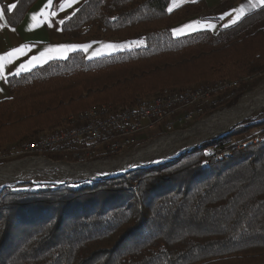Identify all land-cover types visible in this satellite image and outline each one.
Instances as JSON below:
<instances>
[{
    "label": "trees",
    "instance_id": "16d2710c",
    "mask_svg": "<svg viewBox=\"0 0 264 264\" xmlns=\"http://www.w3.org/2000/svg\"><path fill=\"white\" fill-rule=\"evenodd\" d=\"M170 1L86 0L62 25L65 39L143 46L90 60L77 52L8 78L0 148L68 129L70 114L93 105H132L165 88L264 72V8L216 35L175 38L176 24L212 11L198 0L168 12ZM263 126L243 124L170 163L115 179L3 189L0 264H264V138L228 159L204 162L208 147L225 148Z\"/></svg>",
    "mask_w": 264,
    "mask_h": 264
},
{
    "label": "built area",
    "instance_id": "2783aa9c",
    "mask_svg": "<svg viewBox=\"0 0 264 264\" xmlns=\"http://www.w3.org/2000/svg\"><path fill=\"white\" fill-rule=\"evenodd\" d=\"M244 81L246 78L219 80L182 90L165 88L154 97L137 98L132 105L103 104L102 110H95L93 105L86 112L70 114L68 123L74 124L70 128L39 134L31 144L23 145L22 151L26 154L27 150H34V154L51 153L60 161L48 162L71 167L102 164L98 152L104 151V156H123L134 148L135 138L140 134L162 129L169 135L174 126L190 123L231 101ZM260 109L263 112L259 111L255 119L264 117V106ZM263 133L264 128H260L257 133L244 136L232 145L208 151L204 162L214 163L218 154L255 146L264 138Z\"/></svg>",
    "mask_w": 264,
    "mask_h": 264
},
{
    "label": "crops",
    "instance_id": "0c3cea01",
    "mask_svg": "<svg viewBox=\"0 0 264 264\" xmlns=\"http://www.w3.org/2000/svg\"><path fill=\"white\" fill-rule=\"evenodd\" d=\"M86 0H74L69 7L65 0H3L0 1V101L8 99L9 88L7 79L13 76L30 72L36 68L42 67L53 61L66 60L71 54L81 52L86 59H95L112 54L130 51L141 48L142 41H98L87 44H75L65 39L62 32V25L67 22L85 3ZM171 0L168 6V12H172L180 6L193 3L198 0ZM209 11L206 16H194L176 24L172 28V35L175 38L189 35L192 33L207 31L216 35L222 27L234 25L233 18L236 16V23L254 12L264 8L261 0H204ZM65 3L63 10L60 4ZM15 5L14 7H12ZM223 8L225 17L218 15V10ZM217 9V10H216ZM215 10V11H214ZM56 15L53 16L52 13ZM33 16L36 17L33 20ZM210 17V19H205ZM194 24L193 29H185L184 33L174 34V30L182 26ZM235 23V24H236ZM209 25H214L210 28ZM85 46L91 45L87 53L81 48L67 53V58H60L57 52H48L49 48L55 46ZM114 45L113 48L106 47ZM22 48L20 53L13 52L14 49ZM41 52L49 57L47 62L43 59L34 61L33 57L39 56ZM8 53H13L11 56ZM33 64L35 66H33ZM21 65H27V68L20 69ZM18 69L19 72L17 71Z\"/></svg>",
    "mask_w": 264,
    "mask_h": 264
},
{
    "label": "bare ground",
    "instance_id": "6f19581e",
    "mask_svg": "<svg viewBox=\"0 0 264 264\" xmlns=\"http://www.w3.org/2000/svg\"><path fill=\"white\" fill-rule=\"evenodd\" d=\"M262 106H264V92L256 95L254 94L253 96H247L235 108L215 114L206 122L200 123L191 130L163 137L147 145L145 148L139 150L137 153L129 157L105 165L94 164L71 167L60 164H53L51 162L42 161L40 159H31L11 163L0 168V189L15 181H18L26 173L42 172L48 169L58 170L66 178H72L75 180L82 179V181H87L90 178L99 176H101L102 178L106 176H115L127 171L135 170L137 168L159 164L164 161L170 160L180 154V152L177 151L178 148L176 147L177 144L181 141L185 140L187 142L188 140V145L186 148H184L185 151L191 149L192 147L195 148V146L197 147V145H199L207 137L222 135L226 133L229 128L239 124ZM102 109L103 107L95 108V110ZM86 111L87 110L82 112ZM261 119H258L254 122L260 123L264 121ZM262 139L263 138H260V142ZM248 147L249 146L242 147L241 149L244 150ZM233 151L234 150L225 152L224 154H218L216 162H218L219 160L228 159L232 156ZM31 153H34V150H27V154ZM144 155H148V157H142ZM149 158H151L152 160L149 161Z\"/></svg>",
    "mask_w": 264,
    "mask_h": 264
},
{
    "label": "rangeland",
    "instance_id": "374dc122",
    "mask_svg": "<svg viewBox=\"0 0 264 264\" xmlns=\"http://www.w3.org/2000/svg\"><path fill=\"white\" fill-rule=\"evenodd\" d=\"M177 3L180 4L179 0L176 1V4ZM223 8L224 7L219 9L218 12H217L219 14L218 15L219 17H221L220 14H222L223 17H225V12L223 11ZM208 18H210V17H208ZM233 20H234L233 22L236 23V21H235V20H237L236 16L233 18ZM232 25H228V26L231 27ZM217 81H219V80H217ZM231 81H234V80H231ZM202 84H204V83H202ZM202 84H200V85H202ZM200 85H198V86H200ZM242 85H243V87H245V88L249 87L250 89L248 91H246V92H241V90H238L237 95L231 100V101H233L238 96V94L240 93L241 95H240L239 99L237 100L236 104L230 105L231 101H229L226 104L220 106V108H217V109H215V110H213L211 112H208L207 114H205V116L196 118L190 123H186V124H183L181 126H178V125L174 126L172 132L168 133L169 135L165 134L162 129H159V131H153V132H147V133H144V134H140V135H138L135 138L134 148L126 151L123 156H118L116 154H114V155H105L104 156V155H102V154H104L103 153L104 151H100V152H98V155H99L98 156V160L100 162H103L102 165H105V164H108V163H111V162H116L118 160L124 159L126 157H129V156L137 153L139 150L145 148L147 145L155 142L156 140H159V139H161L163 137H166V136L173 135L175 133L186 132L188 130H191L192 128H194L195 126L199 125L200 123L206 122L210 117L214 116L215 114L222 113L224 111H227V110H230L232 108H235L247 96H253L254 94L256 95V94L264 92V72H262L260 74H257L255 76H252L249 79H246V81H244L243 84H240V87ZM147 98H149V97H147ZM259 111H261L260 108L257 109L251 116H249L248 118H246L245 120H243L239 124H237L235 126H232L227 131L230 132L231 130L239 128L243 124H245V126H246V125L256 121V119H255L256 116L255 115H257V113L263 112V111H261V112H259ZM259 118H261V117H258L257 119H259ZM261 120H264V117ZM260 128H264V126L251 130L249 135L257 133L260 130ZM54 131L55 130H52V131H50L48 133H51V132H54ZM48 133L47 132H45V133L43 132L42 134H48ZM224 134L207 137L199 144V146L197 145L198 147L195 146V148L192 147L191 149H188L186 151L184 150V148L187 147L188 140H187V142L185 140H183V141H181L180 143L177 144L176 148H178L177 151L180 152V154H178L176 157H174V158H172L170 160L164 161L162 163H159V164L150 165V166L137 168L135 170L124 172L122 175L127 174L129 172L136 171V170H144V169H148V168L153 167V166H159V165L170 163V162L174 161L175 159H178L182 155L190 153L194 149L199 148L205 142H210V141L225 137L226 135H224ZM249 135H247V136H249ZM221 136H223V137H221ZM263 137H264V133H263ZM236 138L237 137H233L232 138V140H233L232 144H234V142H236L238 139H240L239 137L237 139ZM30 144H31V142H30ZM183 145H184V147H183ZM12 146H14V145H5V146L0 148V168L6 166L8 164H11V163L21 162V161H24V160L26 161V160H31V159H38V158H41L42 161L51 160L54 163L60 161V159L57 156H53L51 153L50 154L49 153H44V154H34V153L26 154V153H23V151H22L23 145L20 146L17 149H13ZM179 146H180V148H179ZM211 149H212V147H208L205 150L204 153L206 154ZM239 150H242V149H239ZM239 150H236V151H239ZM187 151H189V152H187ZM20 152H21V154H20ZM142 157H146L147 158L148 155H144ZM150 160H152V159L149 158V161ZM122 175L119 174V175L109 176V177L106 176V177H104L101 180L115 179V178H118V177H120ZM95 178H90L87 181H82V179H80V180L76 179L75 180V179H72V178H66L58 170L48 169V170L42 171V172L26 173L18 181H15V182L7 185V186L2 187L0 189V191H2L3 189L16 190V191H25V190L35 191V190L44 189V188H54V187L62 186V185H70V186L76 188L78 186L86 185V183H89V182L98 181V178H102V177L99 176V177H95Z\"/></svg>",
    "mask_w": 264,
    "mask_h": 264
},
{
    "label": "snow or ice",
    "instance_id": "6c2138e0",
    "mask_svg": "<svg viewBox=\"0 0 264 264\" xmlns=\"http://www.w3.org/2000/svg\"><path fill=\"white\" fill-rule=\"evenodd\" d=\"M49 2L51 3V0H49ZM74 0H65V3L70 7L72 4H73ZM262 3H264V0H261ZM65 3H61L60 4V8L61 10L64 9L65 7ZM15 5H13L12 7H14ZM53 16L56 15L55 12L52 13ZM0 18H2V13H0ZM36 17L33 16V20H35ZM195 27L194 24L190 23L188 25H185V26H182L180 29L178 30H174V34H176L177 32L178 33H184L185 29H193ZM210 28H214V25H209ZM82 47V50L84 52L87 53L88 49L91 47V45H85V46H77V45H70V46H55L54 48H49L47 51L48 52H57L59 53V56L60 58H64L66 59L67 58V53L70 52V51H76L78 48H81ZM106 47L108 48H113L115 47L114 45H107ZM23 49L22 48H17V49H14L13 52L15 53H20L22 52ZM13 53H8L9 56H11ZM43 59L44 62H47V60L49 59V57L46 55V53L44 52H41L39 56H36V57H33V60L34 61H37V60H41ZM33 66H35L33 64ZM28 66L27 65H21L20 66V69H24V68H27ZM18 69L17 71L19 72Z\"/></svg>",
    "mask_w": 264,
    "mask_h": 264
},
{
    "label": "water",
    "instance_id": "95a60500",
    "mask_svg": "<svg viewBox=\"0 0 264 264\" xmlns=\"http://www.w3.org/2000/svg\"><path fill=\"white\" fill-rule=\"evenodd\" d=\"M229 133V131H227L224 135H227ZM221 137H223V136H221ZM199 146V145H198ZM197 146V147H198ZM187 152H189V151H187ZM123 173H121L120 175H122ZM101 179H103V178H98V180H101ZM97 180V179H96Z\"/></svg>",
    "mask_w": 264,
    "mask_h": 264
}]
</instances>
